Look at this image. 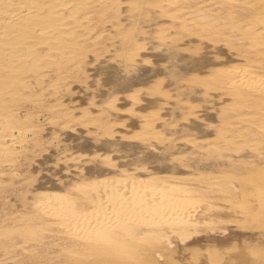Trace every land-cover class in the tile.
Returning a JSON list of instances; mask_svg holds the SVG:
<instances>
[{"label":"bare ground","instance_id":"obj_1","mask_svg":"<svg viewBox=\"0 0 264 264\" xmlns=\"http://www.w3.org/2000/svg\"><path fill=\"white\" fill-rule=\"evenodd\" d=\"M148 50L169 63L152 80L167 69L171 80L142 77ZM95 63L107 85L122 71L123 90L89 106L63 99ZM77 125L99 143L62 147L67 180L29 183L20 207L1 206L0 264H264V0H0V192L41 151L44 129L57 138ZM98 137L154 155L167 137L183 168L143 150L125 160ZM183 139L214 164H190L193 153L187 163Z\"/></svg>","mask_w":264,"mask_h":264},{"label":"rangeland","instance_id":"obj_2","mask_svg":"<svg viewBox=\"0 0 264 264\" xmlns=\"http://www.w3.org/2000/svg\"><path fill=\"white\" fill-rule=\"evenodd\" d=\"M151 28H158V26H153V27H151ZM155 34V33H154ZM154 34L152 33V35L150 34V39L152 40V38H154ZM203 47V46H202ZM211 49H208L209 51L211 50L212 52H217V50H219V48H221L222 49V46L221 45H214V46H212L211 45ZM216 49V51H214ZM151 51V52H150ZM156 51V50H155ZM203 51H205V48L203 47V50H202V52ZM148 52V54L150 55H148V57H147V59L148 58H151V60H149V63H147L146 62V64H141V66H140V73L141 74H143L142 75V77H149V79L151 80V84H153L154 85V83H155V80H158L159 79V77H162L163 76V79H164V83H166V81H168V80H171V79H169L170 78V76H168V69L166 70V73L165 74H163V73H161V74H159V76L157 75L155 78H154V80H152V78L154 77V76H152V75H154V73L155 72H160L161 70L160 69H162V71H164L163 70V67H164V65L167 67V66H169V63L167 62V60L165 59V57H163V56H161V53H159L160 51H156V52H153L152 50H148L147 51ZM201 52V51H200ZM200 52H198L197 54L195 53H193V55L192 56H198V54L200 53ZM152 53V54H151ZM154 53V54H153ZM159 53V54H158ZM156 54V56H154ZM201 54V53H200ZM224 54V56H226V55H228V54H226L225 52L223 53ZM159 55V56H158ZM153 56V57H152ZM157 56H158V58H157ZM152 58H154V59H152ZM156 58V59H155ZM163 61H162V60ZM156 60V61H155ZM159 60V61H158ZM109 61V60H108ZM108 61H107V63H108ZM109 62H111V61H109ZM106 62H104V64H105ZM151 63V64H150ZM154 63V64H153ZM103 64V65H104ZM94 65V66H93ZM93 65H91L90 66V70H89V72H88V74H90V77L87 79V82L88 83H72V94L70 93H67V95L69 94L70 96H65V94H64V98L63 99H66V98H69V99H71L70 97H72L73 96V94H74V96L72 97V99L71 100H73V101H75V102H77V99H79V101L77 102V103H81V105H83V106H89V105H91L90 104V102L92 101V95L94 94L95 95V97L93 98V100L94 101H96V102H100L102 99H104V100H106L107 99V97L109 96V94H111V92L109 93V91H108V88H110V87H113L114 86V90H117V91H121V90H123L122 88H120V86H121V84H122V81H124L125 79H126V75H124L123 73H122V71H120V70H115V71H108V73H107V75H106V79H107V81H108V83L109 84H111V85H107L106 83H105V77H104V71H105V69H103L102 70V67L98 64V63H95V64H93ZM100 66V67H99ZM94 68V69H93ZM92 70V71H91ZM93 70H94V72H93ZM101 70V71H100ZM135 70V69H134ZM90 71L92 72V73H90ZM99 71V72H98ZM96 72V73H95ZM103 72V73H102ZM94 73V74H93ZM132 73V74H131ZM102 74V75H101ZM126 74H130V75H132V76H135V73H133V72H129V73H126ZM96 75V76H95ZM99 75V76H98ZM164 75H166V76H164ZM112 77V78H111ZM158 77V78H157ZM166 77H168V79L166 78ZM95 78V79H94ZM98 79V80H97ZM100 79V80H99ZM89 80V81H88ZM94 82H93V81ZM100 81V84L99 83H97V82H99ZM91 82V83H90ZM97 84H96V83ZM182 82V84H181V89H189V88H193V87H200V88H198V90H197V92L198 91H200L198 94L199 95H201V94H203V92L205 93V91L206 90H204V88L201 86V85H192V84H190V81H187V82H185V80H183V81H181ZM188 82H189V84H188ZM95 83V84H94ZM187 83V84H186ZM98 84H99V88L97 87L98 86ZM150 84V86L152 87L153 85H151ZM74 85H76V86H74ZM85 85V86H84ZM106 86V87H105ZM184 86V87H183ZM76 87V88H75ZM91 87H95V89H93V88H91ZM100 87H101V89H100ZM98 88V89H97ZM202 88V89H201ZM74 89L76 90V92L74 91ZM84 89V90H83ZM82 90V91H81ZM102 90V91H101ZM203 92H202V91ZM88 91V92H87ZM90 91V92H89ZM93 91V92H92ZM96 91V92H95ZM99 93H98V92ZM101 91V92H100ZM74 92V93H73ZM79 92V93H78ZM86 93V95H85V93ZM95 92V93H94ZM210 92H213V93H211L210 94ZM215 92V93H214ZM77 94V96H76V94ZM89 93H91V94H89ZM100 93H102V95L100 94ZM109 93V94H108ZM172 93H174V91L172 92ZM126 93H119L118 94V97H120V98H122L123 96L127 99V97H128V95H125ZM205 94H207V96H209L208 94H210V97H212V98H214V99H217L216 97V94H217V91H212V90H209V91H207ZM204 94V95H205ZM72 95V96H71ZM78 95H79V97H78ZM122 95V96H121ZM204 95H201V96H203L204 97ZM83 96H85V97H83ZM90 96V97H89ZM105 96V97H104ZM206 96V95H205ZM76 97H78L77 99H76ZM87 97V98H86ZM210 97H206L207 98V100L208 99H210ZM83 100H82V99ZM102 98V99H101ZM163 98V97H162ZM165 98V97H164ZM162 99L163 101H162V103L163 104H165V101L167 102V101H170V103H172L173 104V100L172 99H174V98H172V97H170V98H167V100L166 99ZM74 99H76V100H74ZM89 99V100H88ZM91 99V100H90ZM121 101V103H122V100H120ZM127 101V100H126ZM87 103V104H86ZM89 103V104H88ZM202 103V102H201ZM117 104H120V102H118ZM184 104V103H183ZM182 104V105H183ZM197 104V106L195 105V103H194V105L193 106H195L194 108H198L199 109V107H200V109H199V111H198V113L200 114L201 113V108H202V104L203 105H208L209 103H202V104H198V103H196ZM174 105V104H173ZM199 106V107H198ZM177 111H176V110ZM174 111H172L173 112V114L174 115H177V118L179 119V120H181V118H182V116L183 115H181V114H179L178 112H179V109H177V108H174L173 109ZM194 110H196V109H194ZM203 110V109H202ZM130 118V117H129ZM41 119H43V118H41ZM123 119V118H122ZM128 117L126 118V124H127V128H128V126H129V124L130 123H132V122H129V121H131L132 119L130 118V119H128ZM178 119H175L174 120V122L172 123V125L174 126V125H176V126H174V129H178V128H180L179 127V124H181V123H183V121H186L185 119H184V117H183V119H182V121H179ZM179 121V122H178ZM177 122V123H176ZM171 124H170V127L172 126ZM178 125V126H177ZM79 125H77V127L76 126H74V128H65L64 130L62 129V131L61 130H57L58 131V133L59 134H57V138H54L55 137V134L53 133L54 132V128H50V130H49V128L48 129H44V131H42V135H43V139L45 140V143H46V145H45V143L43 144L44 146H43V148L41 147V151H40V149L39 148H36V150H32L31 151V153L32 154H36L35 156H33L32 154L31 155H29L30 153H27V155L28 156H26L23 160H25V161H20V168L19 169H21V171L19 170V172H21V174H22V177L23 176H25V177H29V175H30V181L28 182V181H26L27 180V178H25V177H21V174L19 173V175H20V177L22 178H20L19 177V175L17 176V177H15L14 179V182H13V185H12V187H11V185L9 186V187H7V189L5 188L4 190H2L3 191V193H1L0 192V212H1V206H3V210H5V211H7L9 208H10V205H14V207H20V205H18V204H21L20 202V199L22 198V194H23V192H24V189H31V187L32 186H30V184L32 183L33 185H35V184H37V183H45L46 185H50V184H56V183H60V182H62V181H65V180H67V178L68 177H70L71 176V174H67L66 172H65V170H66V165H65V162H64V159L62 158L63 157V149L65 150H68L67 152H70V151H72L71 149L69 150V149H67V148H70V147H75L76 146V144H78V143H82L83 144V146H85V147H88L89 148V146L90 145H92V144H98L99 142H98V140L96 139L97 137L94 135V134H92V133H89V132H87L85 129V127H83V126H79ZM173 126L171 127V128H173ZM83 127V128H82ZM176 127V128H175ZM85 128V129H84ZM123 129L124 131H126V130H128V129ZM70 130V131H69ZM73 130V131H72ZM66 131V132H65ZM74 131H75V133H74ZM85 131H86V133H85ZM61 133V134H60ZM81 133V134H80ZM83 133H85V134H83ZM87 133H88V135L89 136H87ZM52 134V135H51ZM54 134V135H53ZM91 134V135H90ZM94 137H93V136ZM173 135V134H172ZM171 135V136H172ZM178 135V136H177ZM182 135V136H181ZM53 136V137H52ZM59 136H61V138L59 137ZM87 136V137H86ZM130 137V135H126V137ZM171 136H168V140H169V137L171 138ZM176 136V137H175ZM183 134H181V133H176V135H173L172 137V141H173V144H175V141L177 142V144L179 145L180 143H179V141H181L180 140V137H182L183 138ZM96 137V138H95ZM59 138V139H58ZM85 138H86V140H85ZM177 138H178V140H177ZM54 140V139H58L59 141L58 142H56V140L55 141H50V140ZM98 139H101L100 137H98ZM104 138H102L101 140H103ZM127 139V138H126ZM126 139H124V140H117V139H104V141H106V142H108V144H111V143H117V145L121 148V149H123V150H126L127 152H125V153H123L124 155H125V160H130L131 158H133V154H138L139 155V153L138 152H140V151H144L145 152V155H149V156H156L157 158H156V160H158L159 158H161V159H159L157 162H156V160L154 161V165H156V163L158 164V163H162L161 165L162 166H170V167H172V166H177V167H181L182 165L179 163V161L177 162L176 160H174L173 159V157L171 156V152L173 151V149H172V147H171V145L172 144H170V143H166L168 140H167V137H166V141L164 140L163 142H164V144H157V143H155L156 144V146H157V151L155 150L154 152H155V154L157 153V155H154L153 153H151V152H149V151H147V150H145V149H143L142 147H140V146H144V145H138V144H136V141H134V140H131V142L130 141H128V140H126ZM129 139H132L131 137L129 138ZM175 139V140H174ZM43 140V141H44ZM85 140V141H84ZM187 140V139H186ZM48 141V142H47ZM77 141H79L78 143H77ZM81 141H83V142H81ZM185 140L183 139V142H184ZM50 142V143H49ZM59 142H60V145H59ZM66 142V143H65ZM183 142H181V143H183ZM189 142V141H188ZM187 141H185V143H184V145H186V146H184V154H186V156H187V153H188V155L189 156H187V158L189 159L190 158V160L188 161V159L186 160V162L188 163V162H190L191 161V158L192 157H195V158H193V160L190 162V164H196V165H198L199 167H204V166H207V167H209V166H211V165H213L214 164V160H212V159H203V157L202 158H199V157H201V156H199V157H197V159H199V160H196V155L198 154L197 152L195 153V149H194V147L191 145L192 143L191 142H189L188 143ZM58 143V145H55V147H57V148H55V150H54V144H57ZM66 145H65V144ZM71 145H70V144ZM76 143V144H75ZM189 145H188V144ZM47 144H48V146H47ZM64 144V145H63ZM69 144V145H68ZM74 144V145H73ZM166 144H167V146H166ZM50 145V146H49ZM52 145H53V147H52ZM68 145V146H67ZM190 146H192V149H190L191 147ZM62 147H66V148H63L62 149ZM168 147H169V149H168ZM167 148V149H166ZM38 149V150H37ZM43 149H46V150H43ZM172 149V150H171ZM191 150L193 151V152H191ZM37 151V152H36ZM40 152V154H39V152ZM45 151H47V152H45ZM55 151V152H54ZM56 151H57V153H56ZM189 151H190V153H189ZM34 152V153H33ZM44 152V153H43ZM54 153H56V154H54ZM192 153H193V156L192 157H190V154L192 155ZM44 154V155H43ZM53 154V155H52ZM61 155V156H59V155ZM195 154V155H194ZM39 155V157H37ZM50 155H51V157H50ZM130 155V156H129ZM44 156H46V159H48L49 158V160H45V157ZM53 156V157H52ZM170 156V157H169ZM29 157H34V159L32 158V161H34V164H32L33 162L32 161H30L31 160V158H28ZM58 157V158H57ZM63 159H61V158ZM37 158V159H36ZM54 158H56V159H54ZM127 158V159H126ZM129 158V159H128ZM175 161V163H173L174 161H172V159ZM163 159V160H162ZM201 159V160H200ZM30 162H29V161ZM57 160V162L55 163V161ZM60 160H61V162H60ZM168 160H169V162H168ZM27 161V162H26ZM60 163H59V162ZM119 161H124L123 160V158H121V159H119ZM162 161V162H161ZM21 162H22V164H21ZM29 162V163H28ZM36 162V163H35ZM70 162V161H69ZM166 162V163H165ZM176 162H177V164H176ZM38 163H40V164H38ZM67 163V162H66ZM55 164H57V167L59 168H57L56 166H55ZM68 164H70V166L73 164L72 162L71 163H68ZM97 165H100L101 166V163L100 164H98V163H96ZM61 165V166H60ZM91 165H93L91 162H88L87 163V166H91ZM56 167V168H55ZM62 167V168H61ZM65 168V170H64V168ZM73 167H69L68 169L69 170H71ZM181 168H183V167H181ZM60 170V171H59ZM64 171V172H63ZM27 175V176H26ZM57 175V176H56ZM31 176H33V177H31ZM35 177V178H34ZM18 178V179H17ZM20 178V179H19ZM29 180V179H28ZM51 180V181H50ZM21 181H24V182H21ZM27 182V183H26ZM47 182V183H46ZM25 183V184H24ZM30 183V184H29ZM27 184H29V186L27 185ZM31 184V185H32ZM5 191V192H4ZM20 193H21V195H20ZM11 197V198H10ZM8 198V200L6 201V199ZM20 198V199H19ZM12 199V200H11ZM18 199V200H17ZM4 200V201H3ZM11 200V201H10ZM22 200V199H21ZM6 201V202H5ZM18 202V203H17ZM2 203H3V205H2ZM7 206V207H6ZM2 210V211H3ZM1 214V213H0Z\"/></svg>","mask_w":264,"mask_h":264}]
</instances>
